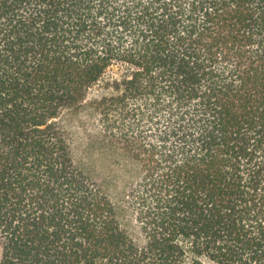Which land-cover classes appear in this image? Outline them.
Segmentation results:
<instances>
[{"label": "trees", "instance_id": "16d2710c", "mask_svg": "<svg viewBox=\"0 0 264 264\" xmlns=\"http://www.w3.org/2000/svg\"><path fill=\"white\" fill-rule=\"evenodd\" d=\"M96 86L137 174L120 202L59 120ZM0 248V264H264V0H0Z\"/></svg>", "mask_w": 264, "mask_h": 264}, {"label": "rangeland", "instance_id": "374dc122", "mask_svg": "<svg viewBox=\"0 0 264 264\" xmlns=\"http://www.w3.org/2000/svg\"><path fill=\"white\" fill-rule=\"evenodd\" d=\"M103 94V86L94 87L83 107L65 110L59 120L72 137V148L77 163L102 182L113 199L120 202L127 180L136 178L137 174L131 164H128L129 169L124 173L123 166L129 162V158L104 138L100 115L92 105ZM120 218L127 232L139 245H143L145 237L140 232L133 211L122 206ZM1 255L0 248V261Z\"/></svg>", "mask_w": 264, "mask_h": 264}]
</instances>
